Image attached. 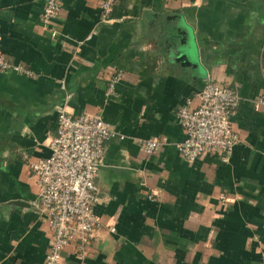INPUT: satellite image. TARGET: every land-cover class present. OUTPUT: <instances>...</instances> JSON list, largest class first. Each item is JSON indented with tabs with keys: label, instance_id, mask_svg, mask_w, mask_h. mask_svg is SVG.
Listing matches in <instances>:
<instances>
[{
	"label": "crops",
	"instance_id": "obj_1",
	"mask_svg": "<svg viewBox=\"0 0 264 264\" xmlns=\"http://www.w3.org/2000/svg\"><path fill=\"white\" fill-rule=\"evenodd\" d=\"M59 1L54 37L45 0H0V49L34 72L0 71V264L44 262L52 232L29 164L50 155L64 104L115 133L96 177L97 238L84 258L68 246L63 264H264V110L252 102L264 0H116L107 17L104 0ZM207 78L240 94V141L228 158L190 161L177 111ZM150 137L163 142L154 153Z\"/></svg>",
	"mask_w": 264,
	"mask_h": 264
},
{
	"label": "built area",
	"instance_id": "obj_2",
	"mask_svg": "<svg viewBox=\"0 0 264 264\" xmlns=\"http://www.w3.org/2000/svg\"><path fill=\"white\" fill-rule=\"evenodd\" d=\"M115 1L102 2L104 17ZM60 9L59 0H45L41 22L54 37L59 35L55 20ZM0 71L34 74L23 63L10 60L1 49ZM122 79V71L112 76L106 91L108 97L115 94V86ZM240 100L235 89L207 78L198 94V103L192 105L188 101L177 111L185 133V138L176 144L178 151L190 161L207 153L228 158L240 141L232 119ZM252 102L256 109L264 110V90ZM114 133L100 114H74L65 104L59 108L56 133L49 142L50 155L29 164L39 188V208L52 232L43 264H63V252L70 245L84 258L96 240L101 226L94 211L98 199L96 177L105 142ZM141 144L144 151L154 153L163 142L150 137ZM109 227L115 231L113 226Z\"/></svg>",
	"mask_w": 264,
	"mask_h": 264
},
{
	"label": "water",
	"instance_id": "obj_3",
	"mask_svg": "<svg viewBox=\"0 0 264 264\" xmlns=\"http://www.w3.org/2000/svg\"><path fill=\"white\" fill-rule=\"evenodd\" d=\"M182 56L184 57V55H183V54H182ZM183 57H182V58H183Z\"/></svg>",
	"mask_w": 264,
	"mask_h": 264
}]
</instances>
